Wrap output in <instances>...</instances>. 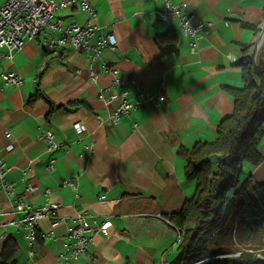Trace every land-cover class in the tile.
I'll return each instance as SVG.
<instances>
[{"label": "crops", "instance_id": "0c3cea01", "mask_svg": "<svg viewBox=\"0 0 264 264\" xmlns=\"http://www.w3.org/2000/svg\"><path fill=\"white\" fill-rule=\"evenodd\" d=\"M89 1L95 8L93 23L118 40L114 50L105 49L99 57L98 82L89 76L86 51L65 46L54 54L41 38L27 41L12 58L6 47L0 48V75L14 71L23 80L8 85L0 77V158L10 169L6 178L34 208L57 205L61 220L55 227L40 220L31 244L24 227L9 223L22 217L14 210L17 197L0 189V257L5 238L13 237L15 264H173L181 232L165 213L179 208L194 191L180 151L213 139L219 122L234 111L230 88L243 86L235 64L244 45L257 39L245 23L264 22V2L173 0L197 19L213 23L192 52L179 21L160 19L166 0ZM61 10L67 11L56 19L63 22L85 24L89 19L78 5ZM170 30L176 50L163 51L158 36ZM104 62L118 67L130 97L138 94L134 81L140 92L154 95L114 125L101 122L115 106L99 98L101 89L109 93L114 80L101 67ZM76 122L86 126L84 133H77ZM47 129L62 144L54 152L41 138ZM9 144L14 145L11 151ZM28 184L36 190L27 191ZM79 212L99 220L109 217L111 225L108 234L92 233L86 253L66 261L64 236ZM51 231V238L42 237Z\"/></svg>", "mask_w": 264, "mask_h": 264}, {"label": "trees", "instance_id": "16d2710c", "mask_svg": "<svg viewBox=\"0 0 264 264\" xmlns=\"http://www.w3.org/2000/svg\"><path fill=\"white\" fill-rule=\"evenodd\" d=\"M262 24L245 23L257 37ZM158 37L163 51L176 50L173 30ZM253 46L244 45L235 64L243 86L230 88L234 111L219 122L213 139L180 151L194 191L165 213L181 232L173 264H264V154L258 147L264 135V63L253 62ZM244 161L253 169L241 179ZM16 248L13 237L5 238L0 264H15Z\"/></svg>", "mask_w": 264, "mask_h": 264}, {"label": "built area", "instance_id": "2783aa9c", "mask_svg": "<svg viewBox=\"0 0 264 264\" xmlns=\"http://www.w3.org/2000/svg\"><path fill=\"white\" fill-rule=\"evenodd\" d=\"M6 0L0 5V48H7V57L12 58L14 53L21 50L27 41L41 38L45 48L52 50L56 54L58 48L70 46L74 51L88 52V73L91 80L98 82L100 70L97 66L99 57L105 49L114 50L118 40L114 32H104L103 27L93 23L95 8L89 0ZM43 2L47 9L41 10ZM78 5L82 11L89 15L85 24L70 22L65 24L62 19H56V12L70 6ZM160 19L166 24H172L174 20L179 21L181 35L189 39V46L192 52H196L200 43L208 35L213 26L211 21L197 19L193 12L187 11L184 5L173 0H166L163 7L158 11ZM108 70L114 77L113 84L109 87V93L104 89L99 92V98L108 107H113L112 111L101 122L107 125L118 123L121 117L131 111L144 106L146 101L154 98V95H145L139 91V87L134 81L138 94L130 97V90L125 87L122 75L118 67L109 66L107 63L101 65ZM78 73H82L79 69ZM2 80L8 85H20L23 80L14 71L2 73ZM74 128L78 134L86 131V126L80 122L74 123ZM10 136V134H8ZM41 138L47 145L48 150L54 152L62 147L60 142L55 139V133L47 129L42 133ZM7 150L14 149L13 144L7 145ZM55 159L51 160L50 168L54 167ZM9 167L4 159L0 158V189L4 190L10 197H17L14 204L15 213H21L22 217L18 220H11L9 223L16 227L26 229V238L31 244L36 243L39 221L47 219L51 221L53 227L57 226L61 220L57 215L58 206L49 204L40 208L32 205L17 196L14 184L7 180L6 175ZM69 184L72 185L70 181ZM27 191L33 192L36 187L28 184ZM87 218L92 222L88 223ZM2 223L0 222V226ZM111 220L109 217L98 219L86 213H77L71 217V224L67 228L64 236L65 251L62 258L66 261L73 260L75 257L87 252L88 245L93 240L92 233L102 231L109 232ZM54 231L43 233L44 239L51 238ZM181 241V236H180Z\"/></svg>", "mask_w": 264, "mask_h": 264}, {"label": "rangeland", "instance_id": "374dc122", "mask_svg": "<svg viewBox=\"0 0 264 264\" xmlns=\"http://www.w3.org/2000/svg\"><path fill=\"white\" fill-rule=\"evenodd\" d=\"M250 1H252L255 6H260L264 2V0H250ZM64 11L66 12L67 10L62 11L61 9H59L56 12V16L61 15ZM64 23L67 24L68 23L67 20H65ZM263 24H264V22H263ZM262 46L260 47V49L258 50V52L256 54L255 61H254L256 64H259L260 60L264 58V54L261 53ZM262 62L264 63V59ZM258 147H259L260 151L264 154V135L261 137L259 144H258ZM252 169H253L252 165L250 163H248L247 161H244L243 171L241 173V179H245L248 176V174H250ZM193 190H194V186H193ZM192 193H193V191H192ZM192 193H191V195H192Z\"/></svg>", "mask_w": 264, "mask_h": 264}, {"label": "water", "instance_id": "95a60500", "mask_svg": "<svg viewBox=\"0 0 264 264\" xmlns=\"http://www.w3.org/2000/svg\"><path fill=\"white\" fill-rule=\"evenodd\" d=\"M36 1L39 2V3L42 2L40 0H36ZM45 9H47V5L43 2L41 10H45ZM263 44H264V24L261 27L260 34H259V36L257 37V39L255 41V44H254V47H253V50H252V53H251V58H252L253 62L255 61V57H256V54H257L258 50L260 49V47ZM261 64H262V60H260L259 64H256V65L260 66Z\"/></svg>", "mask_w": 264, "mask_h": 264}]
</instances>
